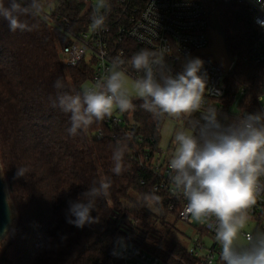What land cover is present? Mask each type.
I'll return each instance as SVG.
<instances>
[{"label":"trees","instance_id":"obj_1","mask_svg":"<svg viewBox=\"0 0 264 264\" xmlns=\"http://www.w3.org/2000/svg\"><path fill=\"white\" fill-rule=\"evenodd\" d=\"M198 1L223 26L228 51L235 58L223 103L233 101L240 88L248 86L240 105L251 97L245 106L252 108L264 82V66L243 61L257 34L247 8L235 2ZM41 4L50 6L51 12L46 17L42 9L35 19L30 18L29 23L37 25L32 31L12 32L0 17V161L17 213L14 234L0 255V264H114L118 244L132 235L136 236L132 241L153 251L148 236L154 227L148 218L153 213L165 227L166 218L176 217V211L168 210L170 197L154 190V177L137 159L146 149L151 154L160 151V131L169 117L157 120L142 107V100L133 99L134 109L124 114L131 115L143 145L134 146L123 132L109 129L103 121L70 135L69 114L53 107L54 82L60 78L65 91L76 93L91 79L93 69L85 61L75 68L61 63L59 50L70 41L51 23L66 20L71 31L78 33L88 29L92 13L81 17L83 7L77 0H43ZM110 4L115 10L116 0ZM129 47L135 53L143 50L132 43ZM200 117L194 113L188 125ZM98 130L104 134L100 140L94 137ZM117 141L126 144L120 175L111 171ZM20 168L25 170L23 176L17 175ZM101 180L110 181V187L91 213L96 222L83 228L69 224V201L78 200Z\"/></svg>","mask_w":264,"mask_h":264},{"label":"clouds","instance_id":"obj_2","mask_svg":"<svg viewBox=\"0 0 264 264\" xmlns=\"http://www.w3.org/2000/svg\"><path fill=\"white\" fill-rule=\"evenodd\" d=\"M41 10V0H0V17L12 32L35 30L37 25L29 19H35ZM110 11V0H95L93 31L106 28ZM167 52V48L141 50L127 61L116 56L104 76L76 93L65 91L64 82L57 78L53 107L69 114L67 131L72 136L117 110H133L134 98L142 100V107L157 120L165 116L179 120L201 112L200 120L193 121L190 129L175 132V148L168 163L171 182L187 200L186 213L214 231L222 264H264V232L253 235L244 231L250 209L264 192V111L233 118L213 106L205 107L204 62L190 58L182 71L173 73ZM125 64L141 73L131 89ZM125 150L126 144L117 141L111 157V171L116 175L124 171ZM24 171L18 169L17 175L23 176ZM109 187L110 181L94 182L78 200L69 201L67 222L77 228L95 223L98 218L91 213Z\"/></svg>","mask_w":264,"mask_h":264},{"label":"built area","instance_id":"obj_3","mask_svg":"<svg viewBox=\"0 0 264 264\" xmlns=\"http://www.w3.org/2000/svg\"><path fill=\"white\" fill-rule=\"evenodd\" d=\"M215 1L223 4L235 2L247 8L257 34L243 61L254 66H264V0ZM77 3L83 7V17L89 12L92 13L95 0H77ZM116 4L115 10L107 14L106 28L99 31H93L91 23L86 31L78 33L71 31L66 20L55 24L70 41L59 50L61 63L68 68H75L87 58L86 62L91 64L93 74L85 85L104 76L114 57L122 56L126 61L129 60L135 54L129 47L130 43L150 51L167 48L166 60L173 73L182 71L183 63L187 59L200 58L204 62L201 71L206 73L207 78L205 107L213 106L220 113H226L233 118L264 111V82L259 87L260 94L255 97L253 108L240 105L249 92L248 86H242L234 100L224 104L223 100L228 91L226 79L232 73L235 60L231 65V72L225 73L210 57L193 56L194 53L211 46V16L198 0H116ZM124 67L126 75L132 79L140 77L141 73H137L128 64ZM234 108L237 109V114L233 113ZM115 113L106 117L103 124L109 129L123 132L134 146L143 145L145 141L136 131L131 115L126 116L118 110ZM94 137L100 140L104 134L98 130ZM148 142L153 144V140ZM160 157L161 150L151 154V151L146 149L137 162L154 177V190L165 192L170 197L172 202L168 210H175L177 220L192 227L199 234V238L191 244V251L180 248L182 255L168 252L155 242L151 244L153 251H150L135 241L124 239L114 264H222L221 248L215 240L214 231L207 223L197 222L186 213L187 200L175 190L171 182L169 161L163 162ZM133 158H136V155ZM261 183L264 184V177L261 178ZM249 215L247 226L256 223L255 231H264V192L259 195ZM255 231L251 234L255 235Z\"/></svg>","mask_w":264,"mask_h":264},{"label":"rangeland","instance_id":"obj_4","mask_svg":"<svg viewBox=\"0 0 264 264\" xmlns=\"http://www.w3.org/2000/svg\"><path fill=\"white\" fill-rule=\"evenodd\" d=\"M41 1H43V0H41ZM42 9H43V14L46 17H48V15L51 12L50 6H43ZM51 25H52V27H55L54 23H51ZM86 61H87V58L85 59V62ZM126 77L129 81V87L131 89V85L135 80L132 79L131 77H129L128 75H126ZM133 95H134V93H133ZM134 99L136 100L137 98H134ZM250 99H251V97H250ZM250 99H249V97L245 99L244 106H245V104L250 105ZM229 103H227V104H229ZM253 105H254V101H253ZM245 108H247V106H245ZM233 113L237 114V109L234 108ZM115 114L118 115L117 113H115ZM188 118L189 117L181 118V119L177 120V119H173V118L169 117V119L163 125V127L160 131V137H161V140H160L161 157L160 158L163 162L169 161L171 158V155L174 151V148H175V142H174L175 132L178 130H181V129H185V130L190 129V126L187 123ZM0 176L5 183L8 200H9V203L11 205V208L13 211V217H14V226L12 228V231L10 232L8 237L0 244V255H1V253L6 248V246L8 245L9 241L11 240V238L14 234V231L16 228L17 213H16V208L14 206V203H13V201H12V199L8 193L7 183L5 181V177H4V174L2 171L1 161H0ZM131 196L134 200H136V197L133 194ZM148 221L154 227L153 228L154 230L148 236L149 242H155L157 244L160 243L161 247L164 248L165 250H167L168 252H172V253L177 254V255H182V250L180 248L188 249L189 251H191V249H192L191 244L193 243L194 240L199 238V234L192 227L186 226L185 224H183L182 222L177 220L176 217L169 216L168 218H166V220H165L166 226L165 227L162 226L159 221L157 222L154 219L153 213L148 218ZM255 228H256V223H251V224H249V226H246L244 231L254 233ZM124 232H125V235H128V233H129L128 229H125ZM257 232H264V231H255V234ZM122 240L118 244L117 249H119ZM131 240H136V236L132 235ZM166 245H169V247H167ZM173 246L175 247V250L172 248Z\"/></svg>","mask_w":264,"mask_h":264},{"label":"water","instance_id":"obj_5","mask_svg":"<svg viewBox=\"0 0 264 264\" xmlns=\"http://www.w3.org/2000/svg\"><path fill=\"white\" fill-rule=\"evenodd\" d=\"M209 37L211 46L206 50L194 53L193 56H208L225 73H230L231 65L235 59L228 51L226 32L214 16L210 17ZM13 226V211L8 200L5 183L0 176V244L8 237Z\"/></svg>","mask_w":264,"mask_h":264}]
</instances>
